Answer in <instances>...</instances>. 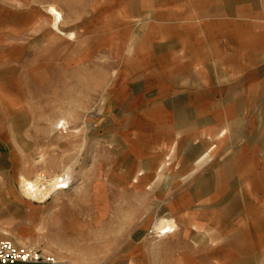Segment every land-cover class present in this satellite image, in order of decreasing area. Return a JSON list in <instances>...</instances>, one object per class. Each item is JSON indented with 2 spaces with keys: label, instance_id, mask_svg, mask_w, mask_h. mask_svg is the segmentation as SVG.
<instances>
[{
  "label": "crops",
  "instance_id": "0c3cea01",
  "mask_svg": "<svg viewBox=\"0 0 264 264\" xmlns=\"http://www.w3.org/2000/svg\"><path fill=\"white\" fill-rule=\"evenodd\" d=\"M20 1L23 11L0 0V154L16 103L4 88L34 69L21 60L36 55L43 24L45 57L66 39L76 73L105 59L112 76L92 121L138 164L127 189L155 186L158 211L176 223L168 264H264V0H43L39 14Z\"/></svg>",
  "mask_w": 264,
  "mask_h": 264
},
{
  "label": "rangeland",
  "instance_id": "374dc122",
  "mask_svg": "<svg viewBox=\"0 0 264 264\" xmlns=\"http://www.w3.org/2000/svg\"><path fill=\"white\" fill-rule=\"evenodd\" d=\"M3 1L26 9L19 0ZM42 7L43 0H35L37 14ZM51 8L58 13L52 14V29L59 34L61 13ZM44 27H36V55L21 60L34 69L21 70L20 87L4 88L6 94L14 93L16 103L3 123L13 140L0 154V241L39 246L51 260L45 264H129L130 254L137 264L140 258L145 264H168L167 243L178 235L176 231L158 241L163 236L155 227L172 219L158 211L155 186L127 189L140 170L138 164L125 161L127 156L92 121L106 100L112 76L102 71L105 59L99 58V72H92L89 59L84 71L76 73L71 56L75 42L66 39L61 42L67 48L60 52L57 41L48 51L51 56L45 57ZM50 59L47 81L44 71ZM66 64L69 71H61ZM20 174L42 184L41 200L22 194ZM61 180L68 186L58 190Z\"/></svg>",
  "mask_w": 264,
  "mask_h": 264
},
{
  "label": "built area",
  "instance_id": "2783aa9c",
  "mask_svg": "<svg viewBox=\"0 0 264 264\" xmlns=\"http://www.w3.org/2000/svg\"><path fill=\"white\" fill-rule=\"evenodd\" d=\"M58 190L64 189L60 181ZM51 263L50 259L43 256V252L37 245H17L12 241H0V264H45Z\"/></svg>",
  "mask_w": 264,
  "mask_h": 264
},
{
  "label": "bare ground",
  "instance_id": "6f19581e",
  "mask_svg": "<svg viewBox=\"0 0 264 264\" xmlns=\"http://www.w3.org/2000/svg\"><path fill=\"white\" fill-rule=\"evenodd\" d=\"M50 13L53 15H57L58 13L50 8ZM53 180L50 181L49 186L52 185ZM19 185L23 195L30 200H41L44 196V193H41L42 184L39 182L32 181V179L28 178L26 175L19 176ZM156 232L161 234L162 236H168L173 233L176 229V223L172 220H166L165 222L158 224L156 227Z\"/></svg>",
  "mask_w": 264,
  "mask_h": 264
}]
</instances>
